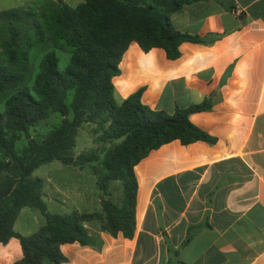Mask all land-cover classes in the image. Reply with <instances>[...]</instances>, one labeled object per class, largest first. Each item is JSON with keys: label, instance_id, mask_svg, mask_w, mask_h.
Returning a JSON list of instances; mask_svg holds the SVG:
<instances>
[{"label": "trees", "instance_id": "obj_1", "mask_svg": "<svg viewBox=\"0 0 264 264\" xmlns=\"http://www.w3.org/2000/svg\"><path fill=\"white\" fill-rule=\"evenodd\" d=\"M194 0H83L71 6L48 0L39 10L26 7L0 9V94L7 93L0 110V243L16 237L22 257L13 264H60L64 243L98 245L97 231L131 238L135 230L137 181L134 166L161 145L178 140L214 144L216 138L189 119L208 111L205 98L172 113L153 110L141 101V87L118 102L112 78L131 42L147 52L161 48L169 59L180 56L183 42L207 43V39L177 30L170 16ZM70 48L69 63L57 68L53 48ZM44 50L32 76L30 51ZM32 85H27L28 80ZM70 99L68 100V96ZM57 113L59 122L41 137L29 129ZM83 124H92L99 150L76 157L72 153ZM24 136L21 149L16 142ZM58 160L91 168L101 193L100 209L93 212L48 213L42 200L43 182L31 176L40 165ZM119 194L112 198L111 186ZM38 209L45 222L34 233L13 229L21 208ZM183 241L182 245L188 242ZM173 264L178 250L168 246Z\"/></svg>", "mask_w": 264, "mask_h": 264}, {"label": "crops", "instance_id": "obj_2", "mask_svg": "<svg viewBox=\"0 0 264 264\" xmlns=\"http://www.w3.org/2000/svg\"><path fill=\"white\" fill-rule=\"evenodd\" d=\"M170 21L207 43L183 42L169 59L131 42L112 78L115 99L144 87L143 104L172 113L209 98L212 108L189 119L216 141L151 150L134 166L133 236L86 223L98 245L61 244L60 264H173L168 246L185 264H264V0H194ZM26 208L13 225L21 235L44 224L33 213L19 225ZM21 257L16 237L0 243V264Z\"/></svg>", "mask_w": 264, "mask_h": 264}, {"label": "rangeland", "instance_id": "obj_3", "mask_svg": "<svg viewBox=\"0 0 264 264\" xmlns=\"http://www.w3.org/2000/svg\"><path fill=\"white\" fill-rule=\"evenodd\" d=\"M48 0H0V9L11 7H26L40 9L42 4H46ZM81 0H73L70 3L76 5ZM2 39L6 38L1 31ZM57 57V68L63 71L69 63L70 48H53ZM1 51V48H0ZM44 50L33 48L30 51V65L32 67L31 75L34 76L38 70L39 60ZM1 59V54H0ZM27 85L31 87L32 80L27 81ZM8 96L7 93L0 94V110H3L4 99ZM70 95L68 96V100ZM60 120L57 113H51L46 119L40 121L37 125L29 129V134L32 137H41L48 130L54 127ZM93 125L83 124L77 133L75 146L72 149L73 155L76 157L81 152L90 149L99 150L101 144H98L93 139ZM26 139L22 136L15 144L19 150L25 144ZM33 178H40L43 181V196L42 200L45 203L48 213H69L71 211L92 212L99 210L100 189L96 184V178L90 167L62 164L58 160H52L35 168L31 174ZM112 198H116L119 194L117 185L111 186ZM26 212L22 214L18 220V224H25L27 217L33 213L39 216L42 223L45 221L43 214L36 208L27 207ZM41 223V224H42Z\"/></svg>", "mask_w": 264, "mask_h": 264}]
</instances>
